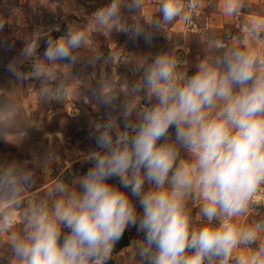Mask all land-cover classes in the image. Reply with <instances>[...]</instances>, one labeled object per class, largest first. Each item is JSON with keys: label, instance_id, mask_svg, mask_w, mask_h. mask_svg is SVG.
<instances>
[{"label": "clouds", "instance_id": "clouds-1", "mask_svg": "<svg viewBox=\"0 0 264 264\" xmlns=\"http://www.w3.org/2000/svg\"><path fill=\"white\" fill-rule=\"evenodd\" d=\"M144 6L108 0L83 27L69 25L56 39L37 33L8 70L17 79L52 78L59 62L76 64L101 30L150 43L153 31L190 24L201 0H159L158 14L142 22ZM219 6L237 17L246 5ZM242 32L236 43L207 38L191 75L176 49L122 58L137 78L113 69L94 92L107 112L91 122L95 148L83 156L91 167L72 183L59 180L43 198H29L34 169L0 163V264H108L130 227L142 238L121 253L123 264H264V217L240 222L264 204V16ZM45 37L43 60L21 71ZM114 59L97 52L87 63ZM10 120H0V139L19 145L27 130Z\"/></svg>", "mask_w": 264, "mask_h": 264}, {"label": "rangeland", "instance_id": "rangeland-1", "mask_svg": "<svg viewBox=\"0 0 264 264\" xmlns=\"http://www.w3.org/2000/svg\"><path fill=\"white\" fill-rule=\"evenodd\" d=\"M215 1L201 0V7L190 24L178 21L159 32L153 31L150 43L145 42L143 36L133 40L127 33L101 30L93 34L89 48L79 50L76 64L59 62L52 78L17 79L8 66L13 61L19 63L21 50L32 36L48 33L56 39L65 34L69 25L83 27L108 0H0V20L5 21L0 30V120L7 121L11 117L13 128L26 129L28 133L19 145L0 139V163L27 162L34 169V185L27 193L29 198H43L57 181L72 183L91 167L83 159L95 148L89 138L91 122L103 120L107 112L98 104L94 92L102 81L113 78V69L116 77H127L130 82L138 75L133 72V64L120 62L122 58L154 56L176 49L178 56L190 59L192 67L197 59L190 56L205 54L207 38L226 39L225 34L231 32L228 28L220 36L198 31L205 20L201 10L209 12ZM138 15L142 22L147 20L141 13ZM125 16L131 22L127 13ZM57 27L59 31H50ZM45 39L39 42L37 56L20 65L21 71L28 73L38 60H43ZM97 52L116 59L111 64L104 61L94 66L88 64L89 57ZM46 89L55 94H46ZM110 182L117 183L115 179ZM137 210L141 211L138 203ZM261 217H264V205L253 209L240 222L250 223ZM141 238L136 228L126 229L108 264H123L121 253L126 254L132 243Z\"/></svg>", "mask_w": 264, "mask_h": 264}, {"label": "crops", "instance_id": "crops-1", "mask_svg": "<svg viewBox=\"0 0 264 264\" xmlns=\"http://www.w3.org/2000/svg\"><path fill=\"white\" fill-rule=\"evenodd\" d=\"M159 0H145V6L141 15H144L145 18L153 17L155 14L158 13V5ZM221 0H216L214 7L207 12V10H201V13L205 14L204 16V26L198 31H207L212 34L221 35L225 29L229 27H233L237 30L240 34V38L243 35L242 29L245 24H247L250 20L258 16H264V0H245V8L242 15L237 17H227L223 14L221 7L219 6ZM240 38H236L233 35L227 36L226 39L223 40L227 41L228 43H236ZM197 59L198 57H203L202 54H192L190 58ZM189 61L190 59L185 57ZM190 69L192 71L189 72L191 75L195 72V67L190 65ZM194 69V70H193ZM6 251L5 246L0 245V254H4Z\"/></svg>", "mask_w": 264, "mask_h": 264}, {"label": "trees", "instance_id": "trees-1", "mask_svg": "<svg viewBox=\"0 0 264 264\" xmlns=\"http://www.w3.org/2000/svg\"><path fill=\"white\" fill-rule=\"evenodd\" d=\"M228 29H230L231 32H230V34L227 33V34H225V35H228V36H229V35H231V34H232V35L237 34V35H234V37H236V38H240V34H239V33H238L233 27H229Z\"/></svg>", "mask_w": 264, "mask_h": 264}, {"label": "built area", "instance_id": "built-area-1", "mask_svg": "<svg viewBox=\"0 0 264 264\" xmlns=\"http://www.w3.org/2000/svg\"><path fill=\"white\" fill-rule=\"evenodd\" d=\"M259 199V198H258ZM261 205H264V204H261Z\"/></svg>", "mask_w": 264, "mask_h": 264}]
</instances>
